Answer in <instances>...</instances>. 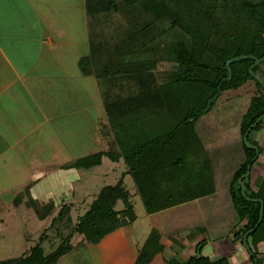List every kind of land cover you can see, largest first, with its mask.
<instances>
[{"label":"trees","instance_id":"obj_1","mask_svg":"<svg viewBox=\"0 0 264 264\" xmlns=\"http://www.w3.org/2000/svg\"><path fill=\"white\" fill-rule=\"evenodd\" d=\"M84 11L88 51L79 57L77 66L82 75L97 81L102 113L126 169L116 183L100 189L73 226L72 232L82 235L79 243L70 242V232L55 249L45 252L39 238L28 252L0 260V264H56L75 248L96 244L132 224L136 215L124 174L131 175L148 214L211 193L215 187L212 159L194 121L211 109L223 91L237 92L240 86L251 89L240 114L244 158L233 171L228 190L237 214L232 240L242 244L244 233L259 218L260 202L241 194L238 178L248 164L251 170L261 153L249 135L264 126V118L247 136V142L258 147L257 153L247 147L243 135L264 114V88L248 70L253 59L230 62V78L226 62L239 55H264V0H84ZM110 23L113 27L108 28ZM158 63H169L171 68L160 72ZM252 72L264 83V61ZM104 153L80 157L71 166L88 169L99 165ZM242 181L246 196L263 203L262 219L247 235L249 257L260 264L258 250L251 246L264 242V175L255 188L250 187V174ZM118 201L123 208H115ZM46 206L48 215L54 204ZM64 208L63 204L57 217ZM35 211L44 218L43 211ZM169 235L173 243L185 236ZM161 240L159 231L152 229L132 264H150L155 256L156 260L162 256L164 264H230L226 256L201 252L205 238L184 259L166 258Z\"/></svg>","mask_w":264,"mask_h":264},{"label":"crops","instance_id":"obj_2","mask_svg":"<svg viewBox=\"0 0 264 264\" xmlns=\"http://www.w3.org/2000/svg\"><path fill=\"white\" fill-rule=\"evenodd\" d=\"M32 1L0 0V176H6V181L12 176L27 177L30 181L27 179L25 183L33 199L45 203L54 199V206L59 207L69 193H74V185L70 182L81 179V168L71 164L98 151L105 152L102 162L109 153L97 139L102 105L96 79L82 75L79 68L75 72L70 67L71 61L61 54L65 42L62 39L54 41L52 35L43 30L47 25L40 16L46 11L41 7L33 8ZM237 136L234 139L237 146L231 147V143L228 149L210 152L215 186L219 181L217 175L221 173L222 163L218 161L223 150L242 152L238 145L240 133ZM249 136L263 147L250 173V187L255 188L264 174V126L252 130ZM186 227L187 223L180 224L173 232L181 230L183 233ZM124 229L111 232L93 244L105 246L112 241L104 250L93 252L87 249L90 244H85L83 249L87 251L75 260L80 262L82 257L83 264L87 261L132 264L148 234L143 233L145 238L140 245L139 241L128 240ZM186 234L180 242L174 243L176 248H184L188 240ZM206 240V243L210 241ZM211 253L204 252L209 256ZM213 253L222 252L216 247ZM258 254L264 258V242L258 244ZM248 258L241 255L240 262L234 263L252 264Z\"/></svg>","mask_w":264,"mask_h":264},{"label":"rangeland","instance_id":"obj_3","mask_svg":"<svg viewBox=\"0 0 264 264\" xmlns=\"http://www.w3.org/2000/svg\"><path fill=\"white\" fill-rule=\"evenodd\" d=\"M32 2L33 8L41 7L43 11H46L45 15L40 16L44 24L48 26H44L43 30L46 29L54 41L62 39L65 42L62 45L61 54L63 58L71 61L70 67L76 72L78 67L75 61L88 51L84 0H33ZM111 27H113L112 23L108 25V28ZM108 28L107 30H109ZM156 68L165 73L171 66L169 63H158ZM238 89L237 92L223 91L214 101L211 109L203 112L194 121L197 132L205 140L204 147L209 152L218 148L228 149L227 146L231 143H233L231 147L237 146L234 139L240 133V114L248 101L247 95L251 94V89L248 87L240 86ZM99 111L102 116H100L101 123L97 139L109 155L104 157L101 165L79 170L81 179L70 182L74 185L75 190L73 194L69 193L65 199V208L61 216L57 217L56 215L62 205L53 206V210L48 215L45 213L49 210L46 206L48 203L32 198L29 185L25 183L27 177L12 176L6 181V176H0V260L17 257L28 252L33 245L39 242V238H41V245L45 252L55 249L73 231V226L96 199L100 189L107 184L116 183L125 171V164L117 152L119 146L113 131L110 130V126L102 114L103 111L100 109ZM256 144L263 151L261 144L258 142ZM238 145H240V141ZM223 153L219 157L221 160L218 158V163H222V166L219 167L221 173L217 175L219 181L211 193L185 201L183 205L178 203L151 214L146 212L140 196L136 193L131 175L124 174L123 182L130 192V201L136 215L134 222L124 227L127 239L139 241L141 245V241L145 238L143 233L149 234L153 229L159 231L163 236L161 242L165 246L163 255L166 258L171 256H176L179 259L186 258L194 253L196 243L205 238L210 241L201 249L202 253L212 251L210 255L212 257L226 256L230 264H235L234 261L237 260L240 262L241 255L249 259V247L244 243L232 241V230L237 221V214L228 190L230 173L234 170L237 162L242 161L244 157L242 152L238 153L233 150L229 153L227 150H223ZM256 163L254 162L250 173ZM206 187L205 185L204 188ZM50 201L55 203L54 199ZM50 201L49 203H51ZM36 208L45 211L43 219H39L35 211ZM115 208H123V202L118 201ZM184 223H187L184 230L186 232L182 233L180 230L181 233L178 234L185 235L187 233L188 240L184 242V248L178 249L167 237L170 236V233H174L173 229L176 226ZM178 234L176 233V235ZM81 239L82 235L75 232L70 237V242L76 244ZM111 242H106L105 246L90 244L87 249L93 250V252L104 250L111 245ZM216 247H219L222 253H213V249ZM251 247L253 250H258V245ZM86 251V249L75 248L63 255L56 264H65L67 261L70 262L69 264H83L82 257H80V262L75 259ZM85 255L88 256L87 253ZM259 256L257 254L260 264H264V258ZM251 263L255 264L252 260ZM85 264L92 263L87 261ZM150 264H164L162 256L158 260L155 256Z\"/></svg>","mask_w":264,"mask_h":264},{"label":"water","instance_id":"obj_4","mask_svg":"<svg viewBox=\"0 0 264 264\" xmlns=\"http://www.w3.org/2000/svg\"><path fill=\"white\" fill-rule=\"evenodd\" d=\"M247 58H251V59H253V63L249 66V72H250V74H251V76H253L262 86H263V88H264V83H263V81L261 80V78H259L257 75H255L253 72H252V69H253V67L254 66H256V65H258L259 63H261L262 61H264V55L262 56V57H259V58H257V57H255V56H253V55H250V54H248V55H239V56H236V57H232L231 59H229L227 62H226V68L228 69V78H230V76H231V71H230V68H229V63L230 62H232V61H236V60H240V59H247ZM264 118V114H262V115H260L255 121H254V123H252L251 125H250V127H248V129L246 130V132L244 133V135H243V141L246 143V145H247V147H250V148H254L255 150H256V153L258 152V148L256 147V146H254V145H251V144H249L248 142H247V136H248V133H249V131L251 130V128L256 124V123H258L260 120H262ZM250 174V164H248V166H247V171L244 173V174H242L239 178H238V183H239V185H240V187H241V194L246 198V199H248V200H250V201H258V202H260V211H259V218H258V220H257V222H256V224L254 225V227H252L251 229H249V230H247L245 233H244V235H243V243H244V245L245 246H247L248 247V244H247V235L250 233V232H252L256 227H257V225L260 223V221H261V219H262V215H263V203H262V200L261 199H259V198H249V197H247L246 196V194H245V191H244V189H245V186H244V183H243V181H242V179L243 178H245L247 175H249Z\"/></svg>","mask_w":264,"mask_h":264}]
</instances>
